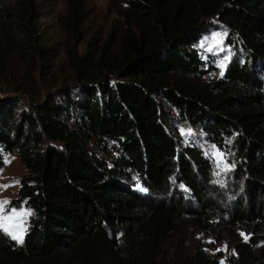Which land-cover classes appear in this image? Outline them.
<instances>
[{"label":"trees","instance_id":"1","mask_svg":"<svg viewBox=\"0 0 264 264\" xmlns=\"http://www.w3.org/2000/svg\"><path fill=\"white\" fill-rule=\"evenodd\" d=\"M88 1L65 0L61 23L76 43ZM1 2V17L27 31L35 0H13L14 13ZM110 8L112 46L83 56L77 87L22 109L17 98L0 101V168L4 155L19 156L27 173L13 203L31 210L22 244L0 230V264L114 263L122 239L134 243L126 264H154L188 217L215 242L237 240L224 264H264V0H110ZM220 28L236 56L205 79L195 46ZM104 71L117 80L94 77ZM184 124L231 158L230 214L207 192L208 157L179 141ZM184 264L221 263L196 245Z\"/></svg>","mask_w":264,"mask_h":264},{"label":"rangeland","instance_id":"2","mask_svg":"<svg viewBox=\"0 0 264 264\" xmlns=\"http://www.w3.org/2000/svg\"><path fill=\"white\" fill-rule=\"evenodd\" d=\"M12 1L2 0L1 3L14 13L15 2ZM35 4L36 16L28 18L27 31H24L26 27L13 15L9 18L0 15V101L17 98L20 109L31 101H42L48 94L57 93L64 87H77L81 82L76 66L80 65L81 70L85 69L87 63H83L82 58L90 49L101 48L108 42L112 46L109 34L118 20L110 8V0H89L85 6V21L80 32L82 40L76 43V38L61 23L67 15L65 0H35ZM216 34L219 36L214 41L212 38ZM215 44L219 46L213 47ZM210 47H213L211 52L208 51ZM195 48L208 70L205 79L222 76L236 56L235 47L225 28L204 34ZM83 74L86 75L85 72ZM101 76L110 77L114 81L118 74L106 71L94 74L96 78ZM168 110L176 116L172 108L168 107ZM176 131L183 145L189 141L194 142L210 160V190L207 192L214 197L221 209L230 214L238 195L231 158L224 156L213 145L205 143L202 134L188 125H179ZM217 153H222V158H218ZM26 173L17 154L4 155L0 168V202L6 203L0 204V207L5 214L11 211L30 213L17 217L23 221V239L31 210L22 203L15 206L13 202L18 198L20 180ZM120 242L121 255L114 263L108 259L107 264H126L131 260V247L134 243L124 239ZM236 243L237 240L232 238L215 242L188 217L160 243L154 253V264H184L196 245H200L209 256H216L224 264L233 253V245Z\"/></svg>","mask_w":264,"mask_h":264},{"label":"snow or ice","instance_id":"3","mask_svg":"<svg viewBox=\"0 0 264 264\" xmlns=\"http://www.w3.org/2000/svg\"><path fill=\"white\" fill-rule=\"evenodd\" d=\"M218 36L219 34H216V36H214L212 39L215 41ZM218 46L219 44L213 45V47ZM213 47L208 48V51H213ZM221 67H223V63H221ZM222 155V153H217L218 158H222ZM2 203L6 202H0V204ZM28 214L30 213H16L15 211L5 214L3 208L0 207V230L8 234L17 243H22L24 229L21 225L23 221L22 219L18 220L17 217Z\"/></svg>","mask_w":264,"mask_h":264}]
</instances>
